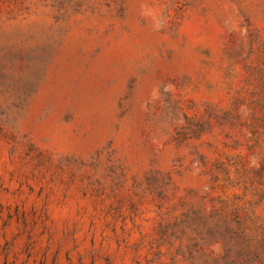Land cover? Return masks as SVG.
I'll list each match as a JSON object with an SVG mask.
<instances>
[{
  "label": "rangeland",
  "instance_id": "374dc122",
  "mask_svg": "<svg viewBox=\"0 0 264 264\" xmlns=\"http://www.w3.org/2000/svg\"><path fill=\"white\" fill-rule=\"evenodd\" d=\"M0 264H264V0H0Z\"/></svg>",
  "mask_w": 264,
  "mask_h": 264
}]
</instances>
